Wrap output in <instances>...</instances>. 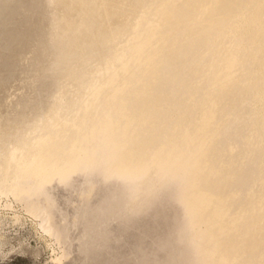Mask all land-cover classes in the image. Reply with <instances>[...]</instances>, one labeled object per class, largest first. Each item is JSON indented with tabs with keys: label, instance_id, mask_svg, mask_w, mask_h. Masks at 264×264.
I'll use <instances>...</instances> for the list:
<instances>
[{
	"label": "rangeland",
	"instance_id": "rangeland-1",
	"mask_svg": "<svg viewBox=\"0 0 264 264\" xmlns=\"http://www.w3.org/2000/svg\"><path fill=\"white\" fill-rule=\"evenodd\" d=\"M156 7L80 101L73 96L47 123L36 101L24 110L25 131L35 119L38 127L27 134L31 151L11 157L15 166L0 160L9 187H0V264H225L224 249L238 242L245 248L235 264H248L261 252L264 245L247 244L254 222L240 227L256 214L264 235V190L245 191L253 201L243 206L231 184V207L214 216L208 210L228 195L207 198L201 177L215 166L233 176L259 134L264 150V123L253 121V100L264 107V31L249 48L241 37L255 25H239L255 17L263 26L264 0ZM226 131L233 135L216 154ZM48 148L53 163L43 160ZM262 161L255 155L237 177L261 180Z\"/></svg>",
	"mask_w": 264,
	"mask_h": 264
},
{
	"label": "bare ground",
	"instance_id": "bare-ground-1",
	"mask_svg": "<svg viewBox=\"0 0 264 264\" xmlns=\"http://www.w3.org/2000/svg\"><path fill=\"white\" fill-rule=\"evenodd\" d=\"M159 1L0 0V160L5 158L11 166H15L16 161L11 157L13 154L15 156L17 148L31 151L33 142L27 134L37 126V121L35 119L25 131V126L30 120L26 118L24 110L36 101L37 109L47 117L40 123H47L51 118L49 116L56 110L71 107L73 100L70 99L73 96L80 101L87 87L99 80L102 71L106 72L105 68L115 60V53L122 52L127 40L147 22L148 14L157 8ZM250 23H253L255 28L245 32L241 40L247 41L249 48H256L255 37L264 31V25H258L260 22L255 17L246 18L239 25L244 28ZM182 81L183 79L179 82ZM253 102L260 110L253 121L255 124H263L264 107H260L255 100ZM166 133L167 129L157 134L158 139H154L153 144L146 148L148 154L155 150L161 142L159 140L167 137ZM225 135L214 144L213 150L216 154L226 150V142L233 134L226 131ZM261 137L262 134H259L253 143H247L251 157L238 163L235 170L240 171L255 155L256 158H262L264 163V150L260 149L258 143ZM48 146L53 145L49 142ZM22 154L24 153L20 156ZM47 155V159L43 158L46 163L56 161L57 157L49 148ZM235 155L236 153L231 154L232 157ZM221 171V166H215L212 171L205 172L201 177L206 180L202 194L207 198L215 199L213 195L216 193H220L222 197L228 195L225 203L208 210L210 215L223 213L231 207L229 189L233 183L241 191L240 203H243V206L253 201L252 196H245V191L264 190V176L261 180L249 182L237 177L239 171H234L233 176H224ZM214 175L217 177L213 178ZM7 180L6 175L0 174V187L5 190L9 188ZM255 215H246L240 228L244 231L247 221L254 222L249 230L254 231L248 237L247 244L251 242L252 245H264V235L260 234L263 218ZM244 248L245 244L238 242L224 249L227 257L225 264H235L237 258L243 254ZM260 248L261 252L252 254L248 264H253L257 257L264 254V247Z\"/></svg>",
	"mask_w": 264,
	"mask_h": 264
}]
</instances>
